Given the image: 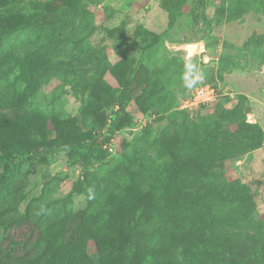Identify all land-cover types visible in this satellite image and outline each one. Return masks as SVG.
I'll use <instances>...</instances> for the list:
<instances>
[{
  "label": "rangeland",
  "instance_id": "1",
  "mask_svg": "<svg viewBox=\"0 0 264 264\" xmlns=\"http://www.w3.org/2000/svg\"><path fill=\"white\" fill-rule=\"evenodd\" d=\"M14 1L21 14L5 20L8 33L0 43V59L7 60L3 63L5 71L11 68L22 74L4 80L0 108L21 105L27 112L39 110L45 126L36 130L40 147L30 148L38 153L21 161L17 171V206L27 215L10 223L13 237L24 238L37 218L83 212L90 204L89 194L94 188L100 190L101 180L112 170L118 172L113 178L115 188L104 190L103 196L94 191L95 213L112 209L119 216L125 210L129 222L141 221L153 212L162 214L148 188L151 179L165 174L160 168L171 162L172 156L183 160L192 152L191 147H201V142L177 145L173 121L195 123L204 131L200 138L203 144L210 141L215 147L228 142V133L237 130L232 120L219 119L235 108L243 110L246 121L261 128L260 144L208 168L204 180L218 183L213 186L214 197L209 199L213 211L224 213L242 206L243 212L246 207L255 225H264V0H243V5L239 0ZM12 2L0 0V7ZM25 13L42 17L46 24H34ZM187 42L199 43L198 53L188 61L180 49ZM47 43L54 49L44 56L51 57L42 65L40 84L32 95L29 69L15 60L25 59L27 54H44ZM77 57L84 59L85 73L49 71L57 61L73 63ZM99 76L111 90L127 93L125 108L117 112L114 130L102 146L99 143L107 131L101 133L98 128L117 109V101L111 98L102 107L99 98L90 100L92 84ZM14 85L19 87V94L14 92ZM145 86L150 88L142 96ZM210 88L218 94L219 112L212 106L214 101L197 115L176 114L175 110L183 107L195 109L198 105L184 106L185 101L197 98L196 90L209 95ZM149 95L165 101H157L152 107ZM137 98H143L142 103ZM241 115L237 113V117ZM59 133H72L73 140L83 137V144L96 150L83 154L76 163L63 152L42 156V144L54 142ZM10 188L12 196L13 186ZM203 192L195 191L191 199ZM211 234L215 242L220 239L216 230ZM226 242L222 238V243ZM92 244L90 253H94Z\"/></svg>",
  "mask_w": 264,
  "mask_h": 264
},
{
  "label": "trees",
  "instance_id": "2",
  "mask_svg": "<svg viewBox=\"0 0 264 264\" xmlns=\"http://www.w3.org/2000/svg\"><path fill=\"white\" fill-rule=\"evenodd\" d=\"M239 1L241 4L244 3L243 0ZM16 3L13 0L12 3L0 7L2 14L0 43L8 33L6 18L21 14ZM200 4L202 5L203 1ZM261 8L264 11V3ZM24 16L34 24H46L42 22V17L35 18L34 14L26 15L25 13ZM53 49L52 44H48L44 54L41 52H37L34 56L27 54L24 55L25 59L15 60L24 63L29 69L28 86L32 95L36 94L40 84V69L44 63L49 62L48 59L51 57L44 56L51 53ZM75 60L73 63L57 61L49 67V71L85 73L87 68L82 67L84 59L77 57ZM6 61L0 59V83L2 84L0 90L2 91L5 81L10 80L12 74L18 76L17 73L20 72L18 70L15 73L11 68L5 71L3 63ZM14 66L15 63L12 64V68ZM131 76L132 73L129 72L128 77ZM148 88L150 87L145 86V91L143 92V89L141 92L142 96ZM18 90L19 87L14 85L16 94H19ZM90 92L92 93L90 100L99 98L102 107H105L111 98L117 101L115 104L117 109L111 112L113 114L110 113V117H105L106 122L98 128L101 129L100 132L107 131L104 132V139L99 143L102 146L114 130L113 123L117 120V112L125 108L127 93L111 90L102 76L94 81ZM137 99L140 100L139 103H142L143 98ZM147 100L152 107L157 104V101H165L161 97L154 98L153 95H149ZM218 102L217 94L215 103L212 105L215 111L217 108V112H219ZM168 105L167 108H169ZM206 106L208 105L201 104L191 111L183 107L176 109L175 112L192 116L200 113ZM8 107L0 108V240L2 238L3 241L7 240L6 243H0V264H264V225L257 222V227L256 221L251 219L249 209L246 207L243 212L242 206L224 213L213 211L209 199L214 197L213 186L217 187L218 183L204 180L208 168L219 166L220 164L217 163L238 156L260 144L263 134L261 128L255 123L246 121L242 109H229L219 116L222 122L227 120L235 122L237 130L228 133L231 137L228 142L222 141L215 147L209 145L212 143L210 141H205L203 144L200 138L204 131L198 129L195 123L182 120L174 124L173 121V126H176L174 133L177 145L188 142L195 145L201 142V147H191L192 152L183 160L173 157L170 153L172 161L160 168L161 171H166L165 174L151 179L152 183L148 185V188L150 187L154 203L159 206L162 214L153 212L141 221L129 222L125 210H122L119 216L112 209L103 210L99 214L95 213L97 205L94 206L92 203L94 191H99L103 196L106 193L104 190L109 191L115 188L116 182L113 178L118 172L112 170L101 180L100 190L94 188L89 194L90 204L83 212L66 213L55 219L37 218L33 221L30 232L24 235V238H20V235L13 237L9 229L11 222L24 219L27 215L17 206V199L20 197L18 189H14L17 185V171L21 161L29 160L38 153H32L30 148L40 147L41 142L37 138L36 130L45 126V120L43 113L39 110L27 112L21 105H14L4 110ZM237 113L242 115L237 117ZM57 126L58 123H55V130ZM66 135L69 139H66ZM71 136L72 133H59L54 142L43 143L42 156L63 152L71 163H76L79 157L92 153L96 148L84 145L83 137L73 140ZM151 159L152 157L144 160ZM106 179H110L111 182ZM11 186H13V194L9 196ZM3 188L5 189L2 190ZM195 191H204L201 196L196 197L197 200L191 199ZM159 217L163 218L157 220ZM36 228L34 236L33 231ZM212 230H216V235L220 237L219 240L216 239V242L211 236ZM254 237H256L255 240ZM222 238L229 242L222 243ZM91 243H93L94 253H90Z\"/></svg>",
  "mask_w": 264,
  "mask_h": 264
},
{
  "label": "built area",
  "instance_id": "3",
  "mask_svg": "<svg viewBox=\"0 0 264 264\" xmlns=\"http://www.w3.org/2000/svg\"><path fill=\"white\" fill-rule=\"evenodd\" d=\"M204 88H209L208 86H205ZM197 92V98H189L187 99L185 102L187 103L186 105L184 106H187V105H201V104H213L214 101L216 100L217 98V93L216 91L213 89V88H210V92L208 93L209 95L205 96L204 95V91H201V90H196ZM196 107V106H195ZM194 108V107H193ZM192 108V109H193Z\"/></svg>",
  "mask_w": 264,
  "mask_h": 264
},
{
  "label": "water",
  "instance_id": "4",
  "mask_svg": "<svg viewBox=\"0 0 264 264\" xmlns=\"http://www.w3.org/2000/svg\"><path fill=\"white\" fill-rule=\"evenodd\" d=\"M199 43L198 42H187L180 45V49L183 51L184 60L188 61L194 55L198 53Z\"/></svg>",
  "mask_w": 264,
  "mask_h": 264
}]
</instances>
